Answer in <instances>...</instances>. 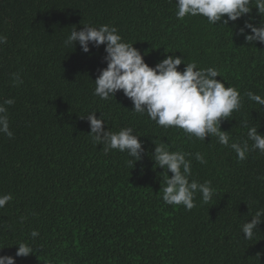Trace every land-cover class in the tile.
<instances>
[{
	"label": "trees",
	"instance_id": "1",
	"mask_svg": "<svg viewBox=\"0 0 264 264\" xmlns=\"http://www.w3.org/2000/svg\"><path fill=\"white\" fill-rule=\"evenodd\" d=\"M176 11V0H0V34L7 37L0 103L15 101L6 106L14 135L0 134V195L13 197L0 208V255L16 264H264V222L251 240L241 230L264 208V153L249 151L241 161L215 136L202 141L165 129L135 113L123 90L100 99L93 93L107 67L105 45L84 53L78 42L64 44L74 28L107 24L150 66L174 55L184 61L181 71L192 62L215 67L217 79L242 97V107L221 120L230 143L248 140V127L264 134V106L246 95L264 97V43L248 44L239 32L251 17L259 24L258 9L229 25L199 15L180 20ZM92 112L103 114L105 130L131 127L143 142L142 160L134 165L127 152L105 154L94 144L84 117ZM153 141L192 153L189 179L211 182L209 203L199 192L191 210L163 201L165 173L154 168ZM21 242L34 252L16 256Z\"/></svg>",
	"mask_w": 264,
	"mask_h": 264
},
{
	"label": "clouds",
	"instance_id": "2",
	"mask_svg": "<svg viewBox=\"0 0 264 264\" xmlns=\"http://www.w3.org/2000/svg\"><path fill=\"white\" fill-rule=\"evenodd\" d=\"M253 7L258 9L262 17L257 25L255 17L246 20L239 28L248 44L264 43V0H176L177 19L183 20L186 16H203L210 24L229 25L230 21L251 14ZM250 30V32L248 31ZM7 42V37L0 34V45ZM79 43L84 53H90L91 46L99 48L105 45L106 55L103 57L107 67L99 70L95 79L94 95L107 100L120 90L129 98L134 107L133 111L147 114L155 123L165 129L176 127L182 129L190 137L204 141L207 136H215L218 142L230 147L237 155L238 160H245L249 151L259 150L264 153V134L258 132L255 126L248 127V140L243 143L231 142L227 131L221 130V120L230 119L234 111L242 107V97L238 89L226 86L225 82L217 79L220 76L218 69L208 67L198 68L195 62L186 63L183 71L178 66L184 61L179 56L169 55L158 62L154 67L145 62L140 50L134 44L123 40L115 26L101 25L94 27L83 24V28H74L65 39V46H74ZM14 82L23 83L17 73H13ZM249 100L264 106V97L254 92L246 93ZM9 98L0 103V134L13 137L10 129L8 108L14 104ZM97 112L89 113L87 120L90 123V136L96 145H103L107 154L111 150L127 152L135 163L142 160L145 149L140 136L135 134L131 127H125L118 132L105 130L103 114L97 117ZM150 152L155 162L154 168H163L162 199L168 205H183L187 210L193 209L194 197L197 192L202 194L204 203H209L216 194L210 181L199 183L190 180L192 153L171 151L166 143L157 144ZM195 159L206 163L204 156L197 152ZM169 172L172 175H169ZM13 199L12 194L0 195V208H3ZM23 219V218H22ZM264 222V208L258 209L252 219L242 225V232L246 240L254 238L258 225ZM31 236H39L38 230H33ZM16 256H28L34 249L27 243H18ZM3 248V247H0ZM0 264H16V258L10 255H0Z\"/></svg>",
	"mask_w": 264,
	"mask_h": 264
}]
</instances>
